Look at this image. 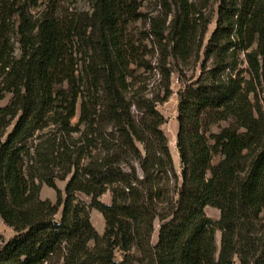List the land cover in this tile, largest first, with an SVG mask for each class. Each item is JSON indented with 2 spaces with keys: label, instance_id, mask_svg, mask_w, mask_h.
<instances>
[{
  "label": "trees",
  "instance_id": "trees-1",
  "mask_svg": "<svg viewBox=\"0 0 264 264\" xmlns=\"http://www.w3.org/2000/svg\"><path fill=\"white\" fill-rule=\"evenodd\" d=\"M119 7L94 0L82 33L51 14L34 18L27 1L0 0V100L11 94L0 106V217L15 232L0 264H264V0H219L201 76L178 92L180 175L155 104L172 94L170 72L164 96L128 98L144 62L127 57ZM210 22L177 0L167 34L155 32L186 59ZM87 31L91 52L74 60L68 48ZM57 178H68L65 195ZM42 184L57 190L55 202L41 197ZM90 209L103 215V233Z\"/></svg>",
  "mask_w": 264,
  "mask_h": 264
},
{
  "label": "rangeland",
  "instance_id": "rangeland-1",
  "mask_svg": "<svg viewBox=\"0 0 264 264\" xmlns=\"http://www.w3.org/2000/svg\"><path fill=\"white\" fill-rule=\"evenodd\" d=\"M23 1V0H21ZM27 1L29 12L34 18H39L44 14H51L56 16L64 29H68L71 21L80 25L82 33L86 30V24L92 11V4L94 0H24ZM119 7V36L123 43L125 50L127 51V57L129 60H140L144 62L143 66L136 72V78H130L129 83H134V88L126 92L128 98L132 99L135 92H139V98L145 97L154 101L155 98L164 96V87L168 81V72H170V88L172 94L163 101H155L156 108L165 118V123L161 125V129L168 137L170 151L173 157L174 168L178 175L181 174V162L179 153L177 150V134H178V92L186 84H190L196 81L201 76V63L202 60H206L204 56L205 46L216 27V20L218 17V5L219 0H189L191 4L197 9L204 10L207 17H211V22L208 25L207 33L202 37H197V45L195 46L192 54L183 59L180 56H173L169 51L171 48L169 43L161 41L158 38V34L155 31L165 30L173 17V14L177 11V0H117ZM172 10V13L169 11ZM167 17V22L164 24ZM154 20L159 21L160 26L153 27ZM165 25V27H162ZM90 30V29H89ZM87 35H82L83 38L79 43L68 48L69 52L74 60L87 59L90 54L89 32ZM86 32V33H87ZM91 35V34H90ZM11 36L13 32L11 31ZM201 41V46H198V42ZM19 51H16V55L19 56ZM178 60H190L189 62L182 63ZM196 60H199L198 62ZM241 60H244L243 55ZM242 68L247 67V63L241 64ZM80 68V67H79ZM79 71H77L78 73ZM2 86V85H1ZM258 101L264 112V88L260 85L257 87ZM11 97L10 93H6L4 99L0 100V106H4L8 103ZM132 113L137 120L143 117V111L138 107L132 106ZM79 108L77 110V116L73 119V122L78 120ZM226 125V123H222ZM213 129H216L214 126ZM46 132V131H44ZM57 128L51 133H56ZM40 134H43L40 133ZM78 138V134L73 135ZM138 171H141L138 167ZM67 180L56 179L57 188L60 189L65 195V186ZM56 189L48 187L46 184H42L41 197L43 199L49 198L53 202L56 201ZM79 198L86 203H89L90 198L86 195L79 193ZM104 202H111L110 192L105 193L102 196ZM207 215L213 219L218 220L220 217V211L214 207L208 206L206 208ZM90 219L94 227L103 233L105 228V220L103 215L95 210L90 209ZM60 217V213L57 216ZM161 225V221L157 218L154 221V232L152 235V243L155 244L158 239V231ZM15 232L13 228L6 225L0 217V247L9 238L14 236ZM221 231H216V242L218 247L220 246ZM92 244V243H91ZM92 246V245H91ZM118 260L122 259L120 252L116 253ZM239 263L238 261L236 262ZM45 264H63V260L60 256H54Z\"/></svg>",
  "mask_w": 264,
  "mask_h": 264
}]
</instances>
